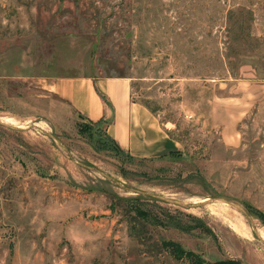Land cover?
<instances>
[{
  "label": "rangeland",
  "instance_id": "1",
  "mask_svg": "<svg viewBox=\"0 0 264 264\" xmlns=\"http://www.w3.org/2000/svg\"><path fill=\"white\" fill-rule=\"evenodd\" d=\"M65 75L129 77L174 148L116 151ZM258 211L264 0H0V264H264Z\"/></svg>",
  "mask_w": 264,
  "mask_h": 264
},
{
  "label": "crops",
  "instance_id": "2",
  "mask_svg": "<svg viewBox=\"0 0 264 264\" xmlns=\"http://www.w3.org/2000/svg\"><path fill=\"white\" fill-rule=\"evenodd\" d=\"M47 85L82 117L110 118L107 133L133 156L156 157L175 146L157 116L133 99L127 76L65 75L51 78ZM230 137L233 140L228 132L226 138Z\"/></svg>",
  "mask_w": 264,
  "mask_h": 264
},
{
  "label": "trees",
  "instance_id": "3",
  "mask_svg": "<svg viewBox=\"0 0 264 264\" xmlns=\"http://www.w3.org/2000/svg\"><path fill=\"white\" fill-rule=\"evenodd\" d=\"M115 76H124V75H115ZM102 97L105 100V102H107L106 99H105V97L104 96H102ZM79 116L82 118L81 120L83 122H87V124L90 123V124L96 125V126H99V125L104 126L103 127V137H104V139L106 141H108L111 145H113V147L115 148L116 151L131 156V154H129V153L125 152L124 150H122L119 147V145L113 140V138L107 133V126H108V124L110 122V118L102 117V118L94 121V120H91V119H86L85 117H82L81 115H79ZM83 126L87 127L88 125L85 124ZM136 211L138 212L139 215L148 214L150 216V213H146L145 211H143L140 208H137ZM256 214L264 222V213H262V211H258V212H256ZM149 216H148V219H150L152 222H158V221H154V219H151V217H149ZM170 216L171 217H169V219L167 221H165L167 224H169V225H171L173 227L179 228L181 230H184V231H188L189 230V227H187V225H184L181 222V219L176 218V217H173L172 215H170ZM199 224H201L200 225L201 227H199V228H203L207 232H211L208 227H205V224L203 222H201V220H200V223ZM176 250L177 251L180 250L181 257L182 256H185V257L189 258L191 260V262H193L194 264H243V263H241L239 261L230 260V259H226V260H223V261H216V262L206 263V261L204 259H197V257L195 256V254L193 252H191V251H184L182 248L180 249L179 247H177Z\"/></svg>",
  "mask_w": 264,
  "mask_h": 264
},
{
  "label": "bare ground",
  "instance_id": "4",
  "mask_svg": "<svg viewBox=\"0 0 264 264\" xmlns=\"http://www.w3.org/2000/svg\"><path fill=\"white\" fill-rule=\"evenodd\" d=\"M8 120H9V119H8ZM224 203H225V202H224ZM223 214H224V213H223ZM233 219H234V218H232V220H233ZM235 220H237V219H235ZM235 220H234V221H235ZM231 224H232V223H231ZM240 225H241V224H240ZM236 227H237V226H236ZM236 227H235V229H236ZM240 228H241V227H240ZM240 230H242V229H240ZM261 237L264 238V231L261 232Z\"/></svg>",
  "mask_w": 264,
  "mask_h": 264
},
{
  "label": "water",
  "instance_id": "5",
  "mask_svg": "<svg viewBox=\"0 0 264 264\" xmlns=\"http://www.w3.org/2000/svg\"><path fill=\"white\" fill-rule=\"evenodd\" d=\"M161 199H163V200H165V201H170V202H173V201H171V200H169V198H163V197H160ZM232 204V203H231ZM232 205H234V204H232ZM236 206V205H235ZM236 207H238V206H236Z\"/></svg>",
  "mask_w": 264,
  "mask_h": 264
}]
</instances>
